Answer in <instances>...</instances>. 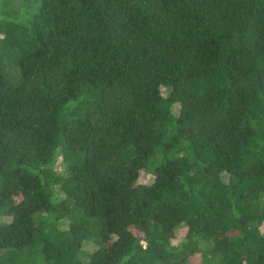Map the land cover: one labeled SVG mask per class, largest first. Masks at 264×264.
Wrapping results in <instances>:
<instances>
[{"label":"trees","instance_id":"trees-1","mask_svg":"<svg viewBox=\"0 0 264 264\" xmlns=\"http://www.w3.org/2000/svg\"><path fill=\"white\" fill-rule=\"evenodd\" d=\"M0 264H264V0H0Z\"/></svg>","mask_w":264,"mask_h":264},{"label":"rangeland","instance_id":"rangeland-1","mask_svg":"<svg viewBox=\"0 0 264 264\" xmlns=\"http://www.w3.org/2000/svg\"><path fill=\"white\" fill-rule=\"evenodd\" d=\"M150 180H151V178L150 177H147V176H145V177L142 178V181L143 182H149ZM185 232L186 231L183 230V229H181V230L178 231V233H177V239H176L175 243H177L178 240H180L185 235Z\"/></svg>","mask_w":264,"mask_h":264}]
</instances>
